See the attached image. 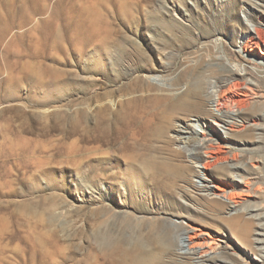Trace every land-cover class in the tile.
I'll return each mask as SVG.
<instances>
[{
	"label": "rangeland",
	"instance_id": "374dc122",
	"mask_svg": "<svg viewBox=\"0 0 264 264\" xmlns=\"http://www.w3.org/2000/svg\"><path fill=\"white\" fill-rule=\"evenodd\" d=\"M251 25L264 28V0H0V264L76 263L89 242L80 241L76 252L71 238L65 251L62 225L86 220L88 228L96 222L90 217L87 224L91 209L104 205L116 219L128 214L142 223L159 219L175 232L180 254L188 253L185 228L194 240L208 241L202 248L219 264H264V227L258 228L255 217H264V132L263 140H256V129L250 121L241 123L242 116L230 130L210 118L166 119L164 95L143 87L145 77H200L206 110L219 114L216 103H208L211 93L223 104L220 114L237 116L245 108L248 120L252 114L264 117V68L239 52ZM105 37L128 50L135 46L133 57L148 69L129 67L116 79L88 75L85 90L58 100L31 90L30 79L42 80L39 86L45 87L52 76H60L61 84L63 74L75 84L80 53L99 50ZM254 54L263 58L258 50ZM234 64L245 69L243 76L229 71ZM242 81L256 85L249 98L242 86L232 89ZM102 96L118 102L117 109L130 99L145 118L149 131L129 138L142 157H167L164 142L152 134L172 121L170 133L177 134L176 129L179 137L190 139L175 148L199 156L188 162L200 167L189 173L190 182L200 187L205 171L226 194H237L236 208L212 204L205 190L164 176L145 177L146 190L130 194L129 162L93 138L92 128L101 119L98 107L107 103L98 102ZM86 106L82 135L79 115ZM184 123L194 124V132L181 130ZM255 126L264 129V118ZM211 143L220 145L216 154L222 162L203 170L202 164L212 161L204 154ZM227 165L244 169L238 171L242 181H231L225 171L215 173Z\"/></svg>",
	"mask_w": 264,
	"mask_h": 264
},
{
	"label": "bare ground",
	"instance_id": "6f19581e",
	"mask_svg": "<svg viewBox=\"0 0 264 264\" xmlns=\"http://www.w3.org/2000/svg\"><path fill=\"white\" fill-rule=\"evenodd\" d=\"M102 42V46L99 47V50L92 53L88 50H84L83 53H80L79 68L77 70L80 75L77 76L75 84L71 83L68 77H65L63 74L61 84H59L58 81L60 76H52L50 77L49 82L45 84V87L39 86L42 85L40 83L42 80H38L37 78L30 79L29 83L31 90L38 92L40 94L39 96L42 98L58 100L62 95L70 93L75 89L80 92L85 90L87 84H85L84 80H86V78L88 79V75L110 76L111 78L116 79L129 67H134L141 71L148 69V66L144 64L143 59L139 61L133 57V54L137 50L135 46L131 48L132 50H128L124 44L119 43L118 45H115V43L110 42L107 38L102 40ZM243 42L244 43L241 44L239 52L244 56H250L249 59L255 60L257 64L264 68V28L256 25L247 26ZM256 50L260 52L263 58H259L254 54ZM113 53L117 54L116 58L110 57ZM139 54L143 56L140 51ZM229 71L241 76L245 73L244 68L235 64L229 67ZM202 81L203 80H201L200 77H188L187 75L172 80L162 78L159 80L153 79V81L150 77H145L143 87L149 91H157L159 89L164 95L165 100L161 102V104L166 109V119L170 117L178 118L179 116H196L199 121L200 119L206 120L207 118H210L214 121V125L230 130V128L236 126L235 124H239L237 123L236 118L242 116L241 123H244L245 120L250 121V124L248 123L249 126L256 129V140H263L264 129L255 126L259 120L264 118L263 115L252 114L248 120V118L243 115V113H245V108L239 109L241 113L237 116L226 113L220 114V107L223 106V104H221L220 98L217 99L215 94L212 95L211 93L208 94V103H211V101L213 103L215 102V111L219 112V114H216L214 110H206L204 108V83ZM252 82L242 81L239 86L233 85L232 89L242 86L243 89L248 90L243 96L249 98L253 94L251 89L252 86H256ZM90 83L94 86L92 81ZM181 85L183 86V90L179 88ZM38 87L39 89H36ZM190 87L193 88L191 89ZM184 88L186 89L184 90ZM102 100H107V103L99 105L100 107H98V113L100 114L101 119L92 128V132L97 136L93 138L97 141L99 140L106 147H110V152L113 155H120L126 162H129L127 171L131 181H129L127 185L130 194L132 191L146 190L145 177L150 176L152 178H160L164 176L171 181L181 180L183 183L191 185L196 191H201L200 188L205 190L207 193L211 194L212 198L207 201L212 204H230L234 206L233 208H236V205L238 204L236 200L237 194L230 193L231 191L226 194V191L221 190L212 180L206 177L205 171L203 172V180L205 183H201L200 187L190 182L188 178L189 173L192 172V170L195 171V168L199 169L200 167L197 165H195V167L189 166L188 162L197 161L199 156L197 154L187 155L183 149L178 147L175 148L177 142H186V140L188 141L190 139L184 134L179 137L178 134L180 131H176V129H174V133L176 132L177 134H171L168 126L172 121L169 120L168 125L166 126H159V128L152 134V138L156 141L160 139L164 142L163 147L167 151V157H158L156 155L142 157L135 152L136 145L130 143L129 138L136 137L143 132L149 131V128H145L143 125L145 118L142 115H139V111L135 109L134 104L129 102L130 99L124 102L120 101L122 103L120 104L119 109H117L118 102L116 103L115 100H112V97L102 96L98 99V102L101 104L103 103ZM87 108L90 110V107L86 106V108H84L85 111H81V114L79 115L82 135L86 133L84 130V123L87 119ZM255 120H257L256 123ZM218 121L221 122L222 125H220ZM184 124L185 127L181 128V130L189 128V134L194 132L192 130L194 124ZM242 125L243 124L240 126ZM204 135L205 134L203 133V137ZM146 147L149 149V145ZM207 150L208 151H205L204 154L212 161H206L202 164L203 170L210 169V163H212L213 166L218 163L221 164L222 162L218 156V153H220L219 144L211 143L207 146ZM213 150L215 153H213ZM216 151L218 152L217 154ZM112 154L109 153V155ZM212 154L215 155L212 156ZM225 158L226 157H224L223 160H225ZM102 159L104 160L106 158ZM194 164H197V162ZM214 167L215 166H213V168ZM239 170L244 169L237 167V165H227L223 169H217L215 173L222 174V171H225L227 175L230 177L232 176V178H229L231 181L239 182L238 179H241L242 181L241 176L238 175ZM195 172L197 173V171ZM98 177H101V175H98ZM235 177H238V179H235ZM97 179L100 180V178ZM206 182H210L213 186H208ZM220 198L225 199L227 203L219 200ZM90 217H94L96 222L92 223L88 228L86 226V220H84V222H81V220L73 225H70L69 223L63 224L62 222L61 234L65 251H68L69 249L68 244L71 238L74 239L73 244L76 252L82 249L80 241L86 240L89 242L84 248V257L76 260V263L72 264H219V261L222 262L217 257L210 258V255L206 250H203L202 245L207 244L208 241L194 240V237L190 235L189 231L185 228L182 229L186 233L188 232V234H186L189 242V246L187 247L188 253L180 254L178 252L179 245L175 239V232L172 229H164L159 219L152 222L142 223L136 222V220H134L129 214L121 219H116L109 206L106 205L91 209V214L88 217L89 219L87 218V224ZM255 217L260 223L258 228H263V215L260 214ZM179 225L182 226V224ZM244 228L249 231L248 225H245ZM72 230L73 233H71ZM89 230H91V233L88 234ZM261 232V229L258 230V233ZM257 242L258 244H262V238L257 240Z\"/></svg>",
	"mask_w": 264,
	"mask_h": 264
}]
</instances>
